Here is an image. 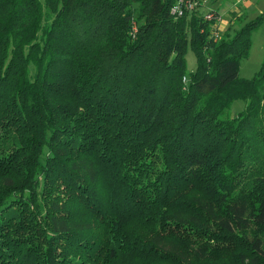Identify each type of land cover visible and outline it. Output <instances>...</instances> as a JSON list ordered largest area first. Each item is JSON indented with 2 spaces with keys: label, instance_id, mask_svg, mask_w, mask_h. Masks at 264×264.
Masks as SVG:
<instances>
[{
  "label": "trees",
  "instance_id": "trees-1",
  "mask_svg": "<svg viewBox=\"0 0 264 264\" xmlns=\"http://www.w3.org/2000/svg\"><path fill=\"white\" fill-rule=\"evenodd\" d=\"M176 3L0 0V264H264V11Z\"/></svg>",
  "mask_w": 264,
  "mask_h": 264
},
{
  "label": "rangeland",
  "instance_id": "rangeland-1",
  "mask_svg": "<svg viewBox=\"0 0 264 264\" xmlns=\"http://www.w3.org/2000/svg\"><path fill=\"white\" fill-rule=\"evenodd\" d=\"M252 2V6L247 9L246 15L238 14L239 21H235L234 25H231L230 20L228 23H223L220 30L223 31L224 35L233 36L234 33L239 30L244 24L253 20L264 11V0H198L197 7L193 11L200 12L202 15L208 14L211 10H216L223 16L228 17V10L234 6H240L241 12H244V2ZM136 7V6H135ZM239 8V7H238ZM187 68L189 72H194L197 68V58L192 50H189L187 56ZM264 60V24L263 26L253 35V48L251 50L250 57L245 59L241 63L240 75L244 79H251L259 71L260 66ZM188 80V79H187ZM244 103V102H243ZM245 104V103H244ZM232 107L231 115L235 116L236 109Z\"/></svg>",
  "mask_w": 264,
  "mask_h": 264
},
{
  "label": "built area",
  "instance_id": "built-area-1",
  "mask_svg": "<svg viewBox=\"0 0 264 264\" xmlns=\"http://www.w3.org/2000/svg\"><path fill=\"white\" fill-rule=\"evenodd\" d=\"M198 0H177V3L172 8V14L174 16L182 17L185 15L186 12H192L193 9L197 7L199 2H196ZM205 19L209 22H213L214 28L216 29L215 34L218 35L219 33L223 32L220 30V23L222 22V17L217 14L216 12H208V14L205 15ZM185 82H187V78L184 79Z\"/></svg>",
  "mask_w": 264,
  "mask_h": 264
},
{
  "label": "crops",
  "instance_id": "crops-1",
  "mask_svg": "<svg viewBox=\"0 0 264 264\" xmlns=\"http://www.w3.org/2000/svg\"><path fill=\"white\" fill-rule=\"evenodd\" d=\"M251 6H252V2L246 1V2H244L243 8H242L244 10V12H241L242 10L240 9V6L236 5L233 8L228 10V17H225V16H223V14L219 13V15L222 17V22L220 23L221 28H222L223 23L229 24V22L231 20V14L232 13H239L240 12L239 14L244 13V15H246L247 9L250 8ZM233 107L236 109V113H239L245 109V104L243 103V101H237L234 103Z\"/></svg>",
  "mask_w": 264,
  "mask_h": 264
}]
</instances>
